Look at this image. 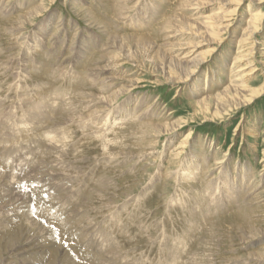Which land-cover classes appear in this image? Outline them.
<instances>
[{"label": "rangeland", "instance_id": "374dc122", "mask_svg": "<svg viewBox=\"0 0 264 264\" xmlns=\"http://www.w3.org/2000/svg\"><path fill=\"white\" fill-rule=\"evenodd\" d=\"M8 1L10 2L8 3L7 0H0V5H2L0 6V90L2 89L0 91V115L2 114L1 116H3L4 114V117L6 118L8 116V119H4V117L1 118L0 116V120L5 123V125H1L0 122V131H2L0 132V136L4 135L7 137L9 136V131H13L15 132L13 135L18 137V140L25 138L22 140L23 142L19 141L20 144L23 145L21 146L22 152L17 157H11L8 160L13 158L15 159L16 164H25L26 157L33 162H36L39 157H52L54 155H49L53 152L50 149L51 143H53L54 140H59L58 143L65 140L64 145L66 146L67 144L65 148L66 151L68 150V152H70V155L68 153L67 156L65 151L62 152V154L66 156L62 158V161L57 160V162L62 170L64 169L61 165L71 164V167L73 166V168L67 170L72 173L74 172L70 177H74L73 179L77 180L75 182V185H77V191L72 196H69V198L67 197V199H61L62 201H59V210H48V207L53 204V201L55 202L59 199V194L53 193L54 195L56 194L55 196L58 198L52 200V196L54 195L45 194V189H41V191L43 190L42 195L34 190V194H36L35 198L26 189L28 185L26 180L18 176H14L12 180H9L4 193L15 202L16 209L8 208L6 206L5 211L7 214L3 213V215H0V264H30L23 257L24 250H28L25 254L26 258H42L44 252V257H46L45 255H47V251L43 250L34 252L33 250L36 249L32 250V247L37 242H44L45 244L49 243L48 241L54 236V234L52 235L49 233L48 236L47 232H40L39 236L34 240L31 238L25 239L22 235L24 230L33 231L32 233L37 231L38 233L36 222L42 225L40 220L36 217V213L39 209L35 208L38 206V208H42L38 211L39 214L42 213L44 217L50 218L53 221V224L56 225L57 231L63 233L66 232L65 235H67V237L69 236L71 241H74H72L73 246L77 249H75L74 252L76 253L74 254L76 257L78 252L82 254L80 256L82 259L81 262H93V264H261V261L258 260L257 256L264 257V208L262 206L264 204H260L257 201L252 204L249 203H251L250 200H252L251 194L255 190L257 191L264 188V62H262L263 64L261 63L262 57H260L257 51V49L264 47L262 45L264 44V26L261 29L263 32L253 34L246 39L242 31L243 29L240 31L237 29L231 31V28L227 29L224 27L225 22H222V17L231 14L230 18L236 17L235 19L237 20L238 16H242L245 19V17L248 18L249 14L255 13V11L256 13L263 15L264 0H246L244 8L240 10L241 13L237 10L239 7H236L234 12L231 10L233 8L232 6H234L233 4H231V6L228 5V2H231V0H199V2L197 0V4L194 0H145L139 10L134 11V13H132L133 15H130V18L128 17V19L123 20H121V15H119V17H114L116 13L120 12V9L113 5L114 3L112 0H101V2H99V0H88L87 6L89 10L99 20L104 21L107 24L110 33L114 37V43L112 42V54L121 55L118 54L120 53L118 47L121 46V53L126 56L124 57L126 60L125 68H128L133 72L134 77L141 81V87L133 94V96H131V98H128L129 93H124L111 104V116L114 115L122 118L126 114L124 112L126 108H133L137 101V97L142 96L145 99L140 107L135 108L132 115L129 114L126 116V120L129 121L115 127L113 125H117V123H112L111 120H108L109 123H105L108 125L103 127L105 130L101 127L100 131L99 128H93V126L87 124V122H80L81 119H79V117L77 119V116H83L99 107L98 102L101 96L96 91H100L97 82L100 77H95L96 75H99V72L92 71V68L101 63L93 62L98 56V52L101 53L105 46L104 44L107 43V38H105L95 27L86 26L87 23L82 19L81 13L78 15L75 11V9L78 8V5L84 0H56L53 3L50 2V0H44L47 7L39 15V25L36 28L40 29L46 24L51 23H55L56 25L53 31L49 33L47 39L44 40L38 33H35L36 31L33 32L35 37L33 49L36 51L38 46L37 52L30 51L29 48L27 49L25 47H10L9 49L3 50L7 45V41H9L7 27H5L9 24L8 22L10 21L13 23L15 17L27 13L40 2V0ZM90 1H93L92 4ZM23 5L24 7H22ZM13 6L14 8H12ZM25 7L26 9H23ZM19 10L22 11L20 12ZM243 10L244 12H242ZM227 12L229 14L225 15ZM11 15H13V17H11ZM164 16L165 21L154 26L159 20L161 21ZM156 17H158L159 20L156 19ZM145 20L147 23H143ZM58 21L59 25L56 23ZM153 21H156V23ZM212 21V25L214 23L219 24V28L210 32L209 29L206 28ZM64 28L67 31H65ZM190 30L197 36L190 34ZM214 34L216 36H214ZM74 35L78 36L74 37ZM233 36H238L241 46H245L243 48L245 51L241 50L239 53L245 54L247 53L246 51H251V58L254 59L256 57L260 61V67H257L258 70L256 72V77L251 79L248 84L249 87H243L242 84L233 85L235 87H230L229 89L231 90L222 94L219 101L231 94L236 87L238 91L245 94L246 98H248L250 90L255 91L259 89L262 93L257 97L256 101L252 102L251 105H247V107H239L238 99L231 97V106L228 107L229 109L221 114H217L214 110L215 104L213 100H206L201 104H196L194 101L198 98L196 97L198 95H195L194 92H197V94H203L208 90L212 95H215L224 86L229 84L227 76H224L223 74V77L221 78V75L216 74V72H219L220 69L230 67L232 60L237 56L235 50L237 47L233 48V53L230 51L227 52V49L233 47L231 46L232 43L229 42ZM37 38H40L41 40L39 39L38 41ZM219 40H223V43H219L217 45V51L211 54V49L216 46ZM54 41L57 43L55 42V44L52 45ZM72 41H74L73 44ZM43 44L46 45V47L43 46ZM71 44L73 46H71ZM197 44L202 45L197 49V52H201L198 57L199 59L197 58V60L206 61V63L198 69L197 75L194 76L182 90L177 91L174 86L171 87V85L166 83V79L169 75L168 73L178 75L181 70V66L176 62V60L180 59V57H178L179 51L193 50ZM39 45L42 47L40 48ZM61 46H65V48H62ZM96 46L98 48L95 49L94 47ZM51 47L52 49H50ZM55 47L56 50H54ZM80 47H84L87 51H92L93 53L91 52V55H89L90 57H87V59L81 58V60L78 61V64L76 61L80 50H78V48ZM250 47H253V50H251ZM40 50L41 52L43 50V54ZM51 50L52 53H50ZM56 51H58V53ZM222 52L227 53L226 55L229 56H226V58L223 56L224 58H222ZM40 54L44 58L47 57V59L42 61L44 59ZM54 54L60 55V57L58 56L59 59L57 56H54ZM48 55L54 57L48 59ZM15 58L16 60L19 59V61H14ZM172 58H175L176 60H172ZM27 59L29 63L27 62ZM35 59L39 61L37 62ZM53 61L55 62L53 63ZM41 62H46V65ZM47 62L49 65H47ZM88 62L90 63L89 65ZM55 64L57 66H54ZM64 64L67 67H64ZM220 64L223 65V67H221ZM194 65L192 67V63L190 64L192 69L194 68ZM42 67L44 70H41ZM74 67H78V71L75 70L76 68ZM35 68L36 70H34ZM18 70L20 73H18ZM30 71L34 72L30 73ZM79 71L84 72L80 73ZM49 72H53L52 75ZM206 72H208V74H206ZM54 73L55 75H53ZM47 74H50V78ZM51 76H54V78ZM78 76L81 77V81ZM83 79L84 81H82ZM90 79L95 80L92 81ZM69 81L71 84H69ZM79 81L81 84H79ZM95 81L96 83H94ZM84 82H87L88 84ZM47 83H51V85H48ZM92 84H94V86L97 85L98 87H94ZM70 85L71 87H69ZM84 87L87 89H83ZM55 88H57L56 91H54ZM209 89L213 90L211 91ZM49 90L52 93H50V96L48 94ZM34 91L36 94L33 93ZM55 92H57L62 99H57L58 94ZM91 92L93 93L94 98L92 100L93 106H87V102L85 101L87 98L85 97L86 94H90ZM54 93L57 95L53 96ZM23 94H26L30 100L35 99L29 104V99H26L27 96ZM236 95L237 94H235V96ZM63 96L66 98H63ZM135 96L136 98H134ZM21 97H23V99ZM40 97L44 98L41 100ZM72 98L75 102L74 100H71ZM56 99L57 101H60L61 104L60 102L55 101ZM63 99H65L64 101H66V103ZM36 100L40 104L36 103ZM39 100L45 107L42 106V103ZM43 101L48 103L54 101V103L53 105L49 104L50 106L47 103L48 106H46V102L44 103ZM234 101L235 106H233ZM33 104L39 106L34 108ZM148 104H150V106H148ZM57 105H62L60 109L63 110L59 112L62 117L58 116L64 118L63 121L67 123L65 124V122H62L67 127L61 123L60 127L64 131L62 129L52 130L55 132L58 131V133L56 132L58 135L62 132L65 136L62 134L58 136L56 134L55 137H52V140L50 139V142L47 135H50L51 132L44 135L45 132L43 133L42 129L43 126L46 127L49 123H45V125L43 124L41 126L40 129H42V131L40 130V132L42 133L38 134L39 136L35 135L33 131L32 134L24 133L23 136V132L21 133L18 130L17 132L16 129H14L16 127H21L24 122L25 125L30 126L29 123L32 122L33 116L35 123H40L41 120L38 118L39 113L40 115L44 114L43 116H46L45 114H49L47 112L52 113L53 110L59 111ZM21 106H23V108ZM19 107L22 108L23 111ZM65 107L69 108V111ZM205 108H210L212 113L211 111L205 112ZM24 109L26 112H28L27 109H29V113L31 112L34 114L32 115L30 113V115L29 113H23L25 111ZM71 109L73 110L72 113ZM146 110H149L148 114ZM68 113L72 115H69ZM150 113H158L162 118L158 120L159 116L152 117L151 115V117L149 116L143 119L145 115H149ZM6 114L8 115L6 116ZM207 114H209L208 118L205 117ZM28 115V118L30 119L27 118ZM9 116H12V118ZM132 116L133 118H130ZM135 116H138L139 118ZM36 118H38L40 122H38L39 120ZM140 118L143 120L141 119L142 121H139ZM164 118L165 120H167V118H169V120L171 119L169 122L172 121L175 122V124L184 122L186 125L174 136H166L163 134L162 138L159 139V142L157 143H155L154 139L151 137V132L154 128H159L158 126L138 127L141 129V132L137 130L135 134L139 137L141 144L133 143L135 138H133V135L130 133L127 137L132 140V143L123 144V146L116 149V134H118L121 129L123 130V127L126 128V131H130L129 129L132 126L135 127L136 123L137 128L139 123H143L144 121L147 122V120L149 122H153L154 120L153 123L162 124L165 122ZM68 119L70 121H68ZM73 119L74 122L72 121ZM13 120H17V122ZM28 120L31 121L29 122ZM11 122L14 124L12 125ZM111 123L113 125L110 126ZM251 124L254 125V127H252ZM242 125L245 127L242 128ZM65 130L68 132L66 133ZM115 130L117 132H115ZM191 130H193L191 137L184 139V136ZM247 130L250 132H247ZM3 131H5V133H3ZM53 131L52 133L55 134ZM52 133L50 136L53 135ZM104 133L106 134L104 135ZM26 134H30L31 136ZM107 134L108 136H106ZM19 135H21L22 138L21 136L19 137ZM46 137L49 142L48 144L50 145L47 144L46 146L49 148L44 147L46 149L40 147L41 150H39V152L43 154V156H40L38 151L39 154L31 148L32 143H34L33 146H37L39 141H47ZM17 139L14 140V142H18ZM70 139L72 141H70ZM98 139L100 140L98 141ZM106 139H109V141ZM109 143L111 145H109ZM142 143H144L143 146ZM181 143H184L185 148L183 147L184 149L181 151V154L174 157V161L170 165V151ZM59 146L57 149L60 151V149L62 150L63 148L61 145ZM151 146H154V149ZM107 148L110 150L114 149V151L111 153L104 152ZM143 148L147 150L146 153H143V155L137 154L138 151ZM154 151L158 152L155 156H159V158L156 163H148L149 158L152 157V154L149 152ZM53 153H55V151ZM59 154L61 155V153ZM102 154L114 155L117 167L122 172L118 171L116 166L114 168L111 167L112 164H106V168L103 160L105 156L103 157ZM196 156L201 157V159L199 158L201 168L198 174L200 177L196 176L195 179L193 177L191 179V184L187 181L186 184L179 186L177 184L178 181H174L175 179L169 177V168L172 170H179L182 166L187 167L191 164L190 160H192V163L195 160H198ZM4 158L5 157L0 156V164L5 162ZM60 161L61 163H59ZM217 161H219L218 164L216 163ZM227 161L231 164V167L227 165ZM221 166L226 169L225 173L228 172L226 173L224 186L223 184L219 185V182H215L213 187L209 188L206 185L208 179L206 174H208V170L210 171L214 167L212 170L213 172L210 171V173L212 172L215 177L220 178L221 172H217V169H221ZM229 172L231 175H228ZM186 173L184 174L185 178H180V180L189 179L186 178V175H188V173ZM203 175L204 178H202ZM104 179L109 181L106 182L110 187H104L105 192L103 194L91 192L93 188H95L97 180L104 181ZM226 180L227 183L230 180V183L233 185L230 183L226 184ZM14 182H16L17 185L13 184ZM198 186L201 187V191L205 189L202 191L203 193ZM69 187L73 188L71 182L69 183ZM249 187L251 189H249ZM90 192L92 194H89ZM47 195L48 198L50 197L51 199H48ZM218 195L220 198L217 197ZM248 196H250V199ZM89 199L93 201H90ZM223 201H225V203H223ZM38 203H40V205ZM35 205L36 207L34 208ZM245 208H250V210L253 209L255 210L253 214H261L262 216H259L260 218L257 217L258 221L253 222V218H250L246 214ZM7 209H9L11 214L8 213ZM242 214L248 217L247 223H238L237 218ZM209 230L212 232L211 238H209L208 235ZM37 233L35 232V235ZM67 237L65 236L63 238L65 239ZM240 242H248V244L245 246ZM100 255L102 257H100ZM99 257L101 259H99ZM52 258L53 256L51 254L49 257L50 261ZM212 260L213 262H211ZM94 261L96 262L94 263ZM63 264L76 263H70V260L66 258L63 260Z\"/></svg>", "mask_w": 264, "mask_h": 264}, {"label": "bare ground", "instance_id": "6f19581e", "mask_svg": "<svg viewBox=\"0 0 264 264\" xmlns=\"http://www.w3.org/2000/svg\"><path fill=\"white\" fill-rule=\"evenodd\" d=\"M5 1V0H4ZM18 1V0H17ZM56 0H50V2H55ZM195 1V3L197 4V0H194ZM7 2L9 3L10 1H8L7 0ZM20 2V1H19ZM26 2V1H25ZM24 2V3H25ZM34 2H36V1H34ZM91 2V1H90ZM93 2V1H92ZM92 2H91V4H92ZM99 2H101V0H99ZM112 2L114 3L113 5H115L116 7H118L119 9H120V12H118V13H116L115 15H114V17H119V15H121L120 17H121V20H123V19H128V17L130 18L133 14L132 13H134V11H137V10H139V8H141L142 7V5H143V3L145 2V0H112ZM198 2H199V0H198ZM5 3V2H4ZM14 3V2H13ZM17 3V2H16ZM23 3V4H24ZM87 3H88V0H84V1H82L81 2V4L80 5H78V8H76L75 9V11L77 12V14L78 15H80V13H81V15H82V19L84 20V22H86L87 23V25L86 26H90V27H95L96 29H98L103 35H104V37L105 38H107V43L106 44H104L103 46V50H102V52H101V50H100V52L101 53H99L98 52V56L96 57V59H95V61L93 62V60H92V62L93 63H95V62H101L100 64H97V66H95V67H91L92 68V71H97V72H99L98 74L100 75H94L95 77H100V78H98V81H97V79H96V81L98 82V84H99V89H100V91H96L101 97H100V99H99V102H98V105H99V107L97 108V109H94L93 111H91V112H89V113H86V114H84L83 116L82 115H80V116H77V119H78V117H79V119H81L80 120V122H87V124H90V125H92L93 126V128L94 127H96V129L97 128H99V131L101 130V127L103 128L105 125H108V124H105V123H109V121L108 120H111L112 121V123H117V125H113L112 123L110 124V126L111 125H113V126H115V127H117V126H119V125H122V124H124V123H126V121H129V120H126V116L127 115H132L133 114V111L135 110V108L136 107H140L141 106V104L145 101V99L142 97H137V101H136V103L134 104V106H133V108L131 109V107L130 108H126V110H124V112L126 113L125 114V116L124 117H122V118H120V117H116V116H114V115H112L111 116V104L116 100V99H118L122 94H124V93H129V96H128V98H131V96H133V94L135 93V92H137V90L141 87L140 86V84H141V81H139L137 78H135L134 77V74H133V72H131L128 68L126 69L125 67H126V64H125V59H124V57H126L125 56V54H123L122 55V48H121V46H119L118 47V50H119V52L120 53H118V54H121V55H117V54H112V50H113V43H114V37L112 36V34L110 33V31H109V28H108V26H107V24L104 22V21H101V20H99L90 10H89V8H88V6H87ZM96 3V2H95ZM245 3H246V0H231V2H228V5H230L231 6V4H233L234 6H232L233 8L231 9L233 12L236 10L235 8L236 7H239L237 10H238V12L240 11V10H242L243 8H244V6H245ZM259 3V2H258ZM94 4V3H93ZM9 5H11V4H9ZM30 5V4H29ZM96 5V4H95ZM247 5H250V4H247ZM0 6H2V5H0ZM4 6H5V4H4ZM20 6V5H19ZM25 6H26V4H25ZM31 6V5H30ZM94 6V5H93ZM93 6H92V8H93ZM6 7V6H5ZM22 7H24V5L22 6ZM21 7V8H22ZM27 7V6H26ZM26 7L25 8H23V9H26ZM29 7V6H28ZM47 7V5L45 4V1L44 0H40V2H39V4L37 5V6H35V7H33V8H31L27 13H23V14H21V15H19V16H17V17H15L14 19H13V23H11L9 20V24L7 25V26H5V27H7V34H8V36H9V41H7V45H6V47L3 49V50H6V49H9L10 47H17V48H20V47H25V48H29V50L30 51H34V52H37V48H38V44L36 45L37 46V48H36V51L33 49V44H34V34H33V32H35V33H38L41 37H42V39L44 40V39H47V37L49 36V33H51L52 31H53V29H54V27H55V23H51V24H46L43 28H36L38 25H39V19H38V17H39V15L41 14V12L45 9ZM8 8V7H7ZM12 8H14V6L12 7ZM91 8V9H92ZM230 8V7H229ZM3 9V8H2ZM22 9V10H23ZM194 9V8H193ZM21 10V11H22ZM1 11V10H0ZM20 11V10H19ZM20 11V12H21ZM242 12H244V10L242 11ZM240 13H241V11H240ZM18 14V13H17ZM227 14H229L228 12L225 14V15H227ZM5 15V14H4ZM131 15V16H130ZM231 15V14H230ZM230 15L228 16H223L222 17V22H225L224 24H225V26L224 27H226L227 29L228 28H231V31L232 30H235V29H237V30H242L243 31V34H244V36H245V38L247 39V38H249L250 36H252L253 34H256V33H261V32H263V31H261V29H262V27L264 26V14L263 15H261V14H259V13H256V11H255V13H250L249 14V17L248 18H246L245 17V19L242 17V16H238V18H237V20L235 19L236 17H233V18H230ZM7 16V15H6ZM9 16V15H8ZM163 16V15H162ZM161 16V17H162ZM246 16H247V14H246ZM11 17H13V15H11ZM160 17V16H159ZM154 19V18H153ZM156 19H158V17H156ZM64 20V19H63ZM62 20V21H63ZM159 20V19H158ZM4 21V20H3ZM61 21V20H60ZM165 21V16L162 18V20L160 21L159 20V22L156 24V25H154V26H157V25H159V24H161V23H163ZM236 21V22H235ZM258 21V22H257ZM154 22V21H153ZM56 23H58L57 25H59V21L58 22H56ZM68 23V22H67ZM143 23H147L146 22V20L143 22ZM154 23H156V21L154 22ZM212 23H213V21L212 22H210L209 23V26L206 28V29H209V31L210 32H212L213 30H217L218 28H219V24H216V23H214L213 25H212ZM232 23H234V24H232ZM61 24H62V22H61ZM223 24V25H224ZM64 25V24H63ZM65 26V25H64ZM151 26H153V25H151ZM57 27H59V26H57ZM62 27V26H61ZM36 28V29H35ZM60 28V27H59ZM63 28V27H62ZM74 28V27H73ZM65 29V28H64ZM59 30V29H58ZM65 31H67L66 29H65ZM55 32V31H54ZM53 32V33H54ZM56 32H57V30H56ZM59 32V31H58ZM64 32V31H63ZM72 32V31H71ZM190 32V34H192V35H194V36H197L195 33H193V31H189ZM216 33V32H215ZM65 34H67V33H65ZM74 34V33H73ZM79 34V33H78ZM37 35V34H36ZM51 35V34H50ZM60 35V34H59ZM59 35H58V39H59ZM39 36V37H40ZM55 36H57V35H55ZM61 36V35H60ZM75 36H78V35H74V37ZM80 36V35H79ZM82 36V35H81ZM88 36V35H87ZM91 36V35H90ZM214 36H216L215 34H214ZM71 37V36H70ZM83 37V36H82ZM73 38V37H72ZM72 38H70V39H72ZM87 38V37H86ZM85 38V39H86ZM94 38V37H93ZM38 39V38H37ZM36 39V40H37ZM40 39V38H39ZM39 39H38V41H39ZM54 39V38H53ZM74 39V38H73ZM89 39H90V37H89ZM41 40V39H40ZM52 40V39H51ZM64 40V39H63ZM37 41V42H38ZM50 41V40H49ZM65 41V40H64ZM76 41V40H75ZM105 41V40H104ZM223 40H219L218 41V43L216 44V46L214 47V48H212L211 49V54H213V53H215L216 51H217V49H218V47H217V45L219 44V43H223L222 42ZM36 42V43H37ZM52 42V41H51ZM55 42L56 41H54L53 43H52V45L53 44H55ZM68 42V41H67ZM73 42L74 41H72V44H73ZM81 42V41H80ZM113 42V43H112ZM230 43H232V45L231 46H233L232 48H229V49H227V52H232L233 53V48H235V47H237V48H235V50H236V52H237V56H235V58L232 60V62H231V64H230V67H227L226 69H220V71L219 72H216V74H218V75H221V78L223 77L222 75L224 74V76H227L228 77V81H229V84L227 85V86H224L219 92H217L215 95H212V93L209 91L208 92V90H206L203 94H197V92H194L195 93V95H198V96H196V97H198L197 99H195V103L196 104H201L202 102H204V101H206V100H213L214 101V110H215V113L217 112V114H221V113H223V112H225V111H227L229 108L228 107H230L231 106V103H230V100H231V97H235V98H237L238 100V105H239V107H241V106H246L247 107V105H251L252 104V102H254V101H256V99H257V97L259 96V95H261V90H255V91H252V90H250L249 91V95H248V98H246V96H245V94L243 93V92H241V91H238V89H237V87H236V89H234L233 90V94L231 93V94H229V95H227L224 99H222L221 101H219L220 99H221V97H222V94H224L225 92H227V91H229V90H231V89H229L230 87H235V86H233V85H239V84H242L243 85V87H249L248 86V84H249V82L251 81V79H253L254 77H256V72H257V70H258V66L260 67V61L255 57L254 59H252L251 58V51H246L247 53H245V54H241V53H239V51H241V50H243V51H245L243 48L245 47V46H241V42L239 41V38H238V36L236 37V36H233L232 37V39L229 41ZM57 43V42H56ZM66 43V42H65ZM64 43V44H65ZM79 43V42H78ZM81 43H83V42H81ZM263 43H264V41H263ZM46 44V43H45ZM67 44V43H66ZM65 44V45H66ZM69 44V43H68ZM71 44V46H73ZM75 44H76V42H75ZM74 44V45H75ZM246 44H248V43H246ZM254 44V43H253ZM42 45V44H41ZM61 45V44H60ZM82 45V44H81ZM263 46H264V44H262ZM40 46V45H39ZM43 46H45L46 47V45H44L43 44ZM83 46V45H82ZM200 46H202L201 44H197L196 46H195V48L193 49V50H188V51H179V56L178 57H180V61L179 60H176L175 58H172V60H176V62L181 66V70H180V73L178 74V75H173V74H170V73H168L169 75H168V77H167V79H166V83L167 84H169V85H171V87L172 86H174L176 89H177V91H180V90H182L184 87H185V85L188 83V82H190L191 81V79H193V77L194 76H196L197 75V71H198V69L201 67V66H203L205 63H206V61H201V60H197V58L199 57V55L201 54V52H197V49L200 47ZM42 46H40V48H41ZM44 47V48H45ZM62 47V46H61ZM64 48H65V46H63ZM62 47V48H63ZM102 47V46H101ZM54 48V47H53ZM67 48V47H66ZM75 48V47H74ZM95 49L96 48H98L97 46L96 47H94ZM47 49V48H46ZM50 49H52V47L50 48ZM59 49V48H58ZM77 49V48H76ZM80 49V50H79ZM89 49H90V47H89ZM250 49L251 50H253V47H250ZM2 50V51H3ZM19 50V49H18ZM54 50H56V47H55V49ZM78 50H79V56H78V59H77V61L76 62H78V61H80L81 60V58H86L87 59V57L89 58L90 56L89 55H91V52L92 51H87V49H85L84 47H80V48H78ZM30 51H29V53H30ZM44 51L46 52V50L44 49ZM64 51H66V50H64ZM64 51H63V53H64ZM94 51H96V50H94ZM257 51H258V53H259V55H260V57H262L261 58V63L262 62H264V47H261V48H259V49H257ZM27 52V51H26ZM40 52H41V50H40ZM47 52H48V50H47ZM57 53H58V51H56ZM55 52V53H56ZM59 52H60V50H59ZM73 52V51H72ZM97 52V51H96ZM226 52V51H225ZM225 52H222V58H226V56H229V55H226L227 53H225ZM7 53V52H6ZM20 53H21V51H20ZM39 53V52H38ZM42 54H43V50H42V52H41ZM50 53H52V50L50 51ZM74 53V52H73ZM93 53V52H92ZM19 54V53H18ZM32 54V53H31ZM47 54H49V53H47ZM67 54H68V52H67ZM13 55V54H12ZM12 55H10V56H12ZM52 55V54H51ZM93 55V54H92ZM0 56H1V50H0ZM4 56V55H3ZM9 56V57H10ZM30 56V55H29ZM40 56H41V54H40ZM49 56V55H48ZM54 56H59L60 57V55H55L54 54ZM54 56H52V57H54ZM77 56V55H76ZM224 56V57H223ZM7 57V56H6ZM38 57V56H37ZM44 60H42V61H45V59H47V57L46 58H44L43 56H41ZM50 57L51 56H49L48 57V59H50ZM51 57V58H52ZM59 57H58V59H59ZM66 57V56H65ZM69 57H70V55H69ZM92 57H94V56H92ZM8 58V57H7ZM6 58V59H7ZM12 58V57H11ZM16 58H18V57H16ZM16 58H15V60L14 61H19V59H17L16 60ZM27 58V57H26ZM25 58V59H26ZM30 58V57H29ZM42 58H40V59H42ZM75 58V57H74ZM177 58V57H176ZM55 59V58H54ZM61 59V58H60ZM89 59V60H90ZM199 59V58H198ZM4 60V59H3ZM8 60H9V58H8ZM31 60V59H30ZM33 60H34V58H33ZM32 60V61H33ZM36 60V59H35ZM85 60V59H84ZM88 60V61H89ZM227 60V59H226ZM225 60V61H226ZM37 61V60H36ZM39 61V60H38ZM37 61V62H38ZM51 61V60H50ZM65 61V60H64ZM64 61H63V63H64ZM67 61H69V60H67ZM221 61H222V59H221ZM27 62H28V59H27ZM35 62V61H34ZM48 62H49V60H48ZM48 62H47V65H49L48 64ZM55 61H53V63H54ZM58 62V61H57ZM82 62V61H81ZM83 62H87V61H83ZM29 63V62H28ZM41 63H44V62H41ZM40 63V64H41ZM46 63V62H45ZM44 63V64H45ZM192 63V67H193V65L194 64H196V65H194V68L192 69L191 68V66H190V64ZM4 64V63H3ZM8 64V63H7ZM11 64V63H10ZM9 64V65H10ZM13 64V63H12ZM39 64V63H38ZM43 64V65H44ZM73 64V63H72ZM77 64V63H76ZM78 64H79V62H78ZM84 64V63H83ZM90 63L88 62V65H89ZM263 64V63H262ZM8 65V66H9ZM20 65V64H19ZM43 65H41V66H43ZM46 65V64H45ZM92 65V64H91ZM94 65V64H93ZM4 66V65H3ZM14 66V65H13ZM22 66V65H21ZM20 66V67H21ZM29 66V65H28ZM39 66V65H38ZM37 66V67H38ZM54 66H57L56 64L54 65ZM64 67L66 66L65 64L63 65ZM71 66V65H70ZM220 66L221 67H223V65H221L220 64ZM16 67V66H15ZM40 67V66H39ZM38 67V68H39ZM46 67V66H45ZM44 67V68H45ZM59 67V66H58ZM61 67H62V65H61ZM60 67V68H61ZM67 67V66H66ZM83 67V66H82ZM4 68H6V67H4ZM13 68V67H12ZM41 68V67H40ZM74 68H76V67H74ZM78 68V67H77ZM75 69V70H77L78 71V69ZM87 68V67H86ZM85 68V69H86ZM90 68V67H89ZM88 68V69H89ZM185 68V69H184ZM3 69V68H2ZM1 69V70H2ZM22 69V68H21ZM29 69V68H28ZM58 69V68H57ZM84 69V68H83ZM10 70H12V69H10ZM10 70H8V71H10ZM34 70H36V68L34 69ZM41 70H44L43 69V67H42V69ZM40 70V71H41ZM55 70V69H54ZM60 70V69H59ZM80 70H81V68H80ZM219 70V69H218ZM19 71V70H18ZM23 71V70H22ZM26 71V70H25ZM24 71V72H25ZM51 71V70H50ZM61 71V70H60ZM73 71H74V69H73ZM32 72H34V71H32ZM31 71H30V73H32ZM42 72H44V71H42ZM57 72V71H56ZM80 72V71H79ZM81 72H84V71H81ZM80 72V73H81ZM86 72H87V70H86ZM186 72V73H185ZM7 73V72H6ZM8 73H10V72H8ZM16 73V72H15ZM18 73H20V71L18 72ZM28 73V72H27ZM37 73V72H36ZM50 73V72H49ZM52 73L53 72H51L50 74L52 75ZM64 73V72H63ZM75 73V72H74ZM79 73V74H80ZM90 73V72H89ZM88 73V74H89ZM92 73V72H91ZM3 74H5V73H3ZM13 74H14V72H13ZM49 74V75H50ZM84 74V73H83ZM82 74V75H83ZM88 74H87V76H88ZM93 74V73H92ZM206 74H208V72H206ZM2 75V74H1ZM23 75V74H22ZM48 75V74H47ZM48 75V76H49ZM53 75H55V73L53 74ZM86 75V74H85ZM5 76V75H4ZM8 76V75H7ZM13 76V75H12ZM27 76V75H26ZM31 76V75H30ZM30 76H28V77H30ZM76 76V75H75ZM93 76V75H92ZM91 76V77H92ZM6 77V76H5ZM15 77H18V76H15ZM20 77V76H19ZM51 77H53L54 78V76H51ZM57 77V76H56ZM55 77V78H56ZM13 78V77H12ZM22 78V77H21ZM49 78H50V76H49ZM53 78H52V80H53ZM72 78V77H71ZM70 78V79H71ZM76 78H77V76H76ZM78 78H79V80H80V78L81 77H79L78 76ZM89 78V77H88ZM69 79V80H70ZM85 79V78H84ZM84 79L82 80V81H84ZM1 80V79H0ZM50 80V79H49ZM88 80V79H87ZM90 80H92V79H90ZM93 80H95V79H93ZM92 80V81H93ZM73 81V80H72ZM77 81V80H76ZM81 81V80H80ZM79 81V82H80ZM96 81L94 82V83H96ZM219 81V80H218ZM27 82V81H26ZM25 82V83H26ZM43 82V81H42ZM78 82V83H79ZM220 82V81H219ZM223 82V81H222ZM53 83V82H52ZM74 83V82H73ZM77 83V84H78ZM84 83H86V84H88L87 82H84ZM90 83H92V82H90ZM44 84H45V82H44ZM48 85H51V83L49 84V83H47ZM69 84H71L70 83V81H69ZM69 84H67V85H69ZM79 84H81V82L79 83ZM79 84H78V86H79ZM216 84V83H215ZM219 84V83H218ZM74 85H76V84H74ZM93 86H94V84H92ZM217 85V84H216ZM5 86V85H4ZM18 86V85H17ZM39 86V85H38ZM40 86H41V83H40ZM45 86H46V84H45ZM87 86V85H86ZM96 86H94V87H96ZM219 86V85H218ZM47 87H49V86H47ZM69 87H71V85L69 86ZM173 87V88H174ZM216 87V86H215ZM17 88V87H16ZM38 88V87H37ZM40 88H42V87H40ZM91 88V87H90ZM90 88H89V90H90ZM264 88V87H263ZM27 89H28V87H27ZM45 89H46V87H45ZM50 89H51V87H50ZM83 89H87V88H83ZM2 90V89H1ZM0 90V91H1ZM26 90V89H25ZM24 90V91H25ZM57 90V88H55V90L54 91H56ZM59 90V89H58ZM65 90V89H64ZM209 90H211V89H209ZM213 90V89H212ZM211 90V91H212ZM22 91V90H21ZM30 91V90H29ZM32 91V90H31ZM40 91V90H39ZM48 91V90H47ZM46 91V92H47ZM51 91H53V90H51ZM61 91V90H60ZM60 91H57V92H60ZM95 91V90H94ZM27 92V91H26ZM57 92H55V93H57ZM82 92V91H81ZM84 92H85V90H84ZM93 92V91H92ZM90 93V94H86V97L85 98H87V100H85L87 103H86V105L87 106H93V104H92V100L94 99L93 98V93ZM20 93V92H19ZM25 93V92H24ZM33 93H35V91L33 92ZM40 93V92H39ZM51 92H50V90H49V96L52 94H50ZM54 93V94H55ZM89 93V92H88ZM27 95H29L28 93H26ZM26 94H23V95H26ZM36 94V93H35ZM38 94V93H37ZM53 94V96H56L57 94H55L54 95ZM85 94H84V96H85ZM235 94H237L236 96H235ZM21 95V94H20ZM26 95V96H27ZM46 95V94H45ZM44 95V96H45ZM62 95V94H61ZM83 95V94H82ZM34 96V95H33ZM48 96V95H47ZM46 96V97H47ZM77 96V95H76ZM8 97V96H7ZM6 97V98H7ZM45 97V98H46ZM58 97H59V94H58ZM57 97V99H62V98H58ZM62 97V96H61ZM82 97V96H81ZM22 99H23V97H21ZM28 98V96L26 97V99ZM42 98H44V97H42ZM42 98L40 97V99L42 100ZM48 98V97H47ZM46 98V99H47ZM52 98V97H51ZM63 98H66V97H64L63 96ZM75 98V97H74ZM84 98V99H85ZM134 98H136V96L134 97ZM29 99V98H28ZM35 99V98H34ZM33 99V100H34ZM49 99H50V97H49ZM48 99V100H49ZM55 99V98H54ZM57 99L55 100V101H57ZM77 99V98H76ZM80 99V98H79ZM78 99V100H79ZM2 100V99H1ZM33 100H30L29 99V104L30 103H32V101ZM44 100V99H43ZM65 99H63V101H64ZM71 100H74L73 98L71 99ZM8 101V100H7ZM26 101V100H25ZM31 101V102H30ZM40 101V100H39ZM63 101H62V103H63ZM82 101V100H81ZM27 102H28V100H27ZM41 102V101H40ZM44 102V101H43ZM46 102V101H45ZM44 102V103H45ZM57 102H60V101H57ZM65 103H66V101H64ZM72 102V101H71ZM70 102V103H71ZM74 102H75V100H74ZM35 103V102H34ZM36 103H38L37 102V100H36ZM42 103V102H41ZM47 103L48 102H46V106H48L49 104H52L53 105V103H54V101L51 103V102H49L48 103V105H47ZM68 103V102H67ZM73 103V102H72ZM71 103V104H72ZM81 103V102H80ZM38 104H40V103H38ZM60 104H61V102H60ZM74 104V103H73ZM76 104H77V102H76ZM75 104V105H76ZM233 106H235V101L233 102ZM78 105V104H77ZM29 106V105H28ZM32 106V105H31ZM33 106H34V108H36V107H38L39 105H37L36 104V106H35V104H33ZM42 106H44L43 105V103H42ZM50 106V105H49ZM58 106V105H57ZM148 106H150V104H148ZM154 106V105H153ZM22 108H23V106H21ZM27 107V106H26ZM45 107V106H44ZM59 107V111L58 110H53L52 111V113H50V112H47V113H49L48 115L47 114H45L46 116H43V115H40V113H39V115H38V118L41 120V122H40V120L38 119V118H36V119H38L39 121L38 122H40V123H35V119H34V116H33V119H32V122H30L29 120V122H26V123H29V125L30 126H28V125H25L22 121V126L21 127H16V128H14V129H16V131L18 130L19 132H23V136H24V133H35V135H38V134H40V133H42V132H40V130L42 131V129H43V133H44V135L45 134H48V133H52V129H56V130H61L62 128L60 127V125H61V123L63 124V122H65V121H63V119L64 118H60V117H62L60 114H59V112L61 111V110H63V109H60L61 107H62V105L61 106H58ZM57 107V108H58ZM78 107V106H77ZM8 108V107H7ZM20 108V107H19ZM22 108H20V109H22ZM54 108H55V104H54ZM65 108H67V107H65ZM74 108V107H73ZM72 108V109H73ZM151 108V107H150ZM149 108V109H150ZM41 109V108H40ZM39 109V110H40ZM45 109H47V108H45ZM68 109V111H69V108H67ZM71 109V110H72ZM75 109V108H74ZM14 110V109H13ZM25 110V109H24ZM145 110V109H144ZM151 110V109H150ZM6 111V110H5ZM15 111V110H14ZM22 111H23V109H22ZM27 111L28 112H26V110L23 112V113H29V109H27ZM41 111V110H40ZM43 111V110H42ZM147 111V110H146ZM149 111V110H148ZM148 111H147V114H148ZM206 111H211L210 110V108H205V112ZM67 112V111H66ZM73 112V110L71 111V113ZM76 112H77V110H76ZM3 113V112H2ZM11 113V112H10ZM17 113V112H16ZM31 113V112H30ZM29 113V114H30ZM62 113V112H61ZM64 113H65V111H64ZM70 113V112H69ZM68 113V114H69ZM74 113H75V111H74ZM137 113V112H136ZM135 113V114H136ZM139 113V112H138ZM211 113H212V111H211ZM32 115L34 114V113H31ZM30 114V115H31ZM67 114V113H66ZM2 115V114H1ZM0 115V116H1ZM8 114H6V116H7ZM22 115V114H21ZM60 117H59V116ZM69 115H72V114H69ZM137 115V114H136ZM139 115H141V114H139ZM138 115V116H139ZM151 115H152V117H154V116H156V117H158L159 116V118H158V120L160 119V118H162L161 117V115H159L158 113H150L149 115H145V117L143 118V119H145L146 117H151ZM23 116V115H22ZM138 116H135V117H138ZM208 116H209V114H207V115H205V117L206 118H208ZM4 117V114H3V116H1V118H3ZM9 117H11L12 118V116H9ZM29 117V115L27 116V118ZM36 117H37V114H36ZM65 117V116H64ZM66 117H67V115H66ZM70 117V116H69ZM75 117V116H74ZM141 117V116H140ZM143 117V116H142ZM6 117H4V119H5ZM20 118V117H19ZM23 118V117H22ZM130 118H133V116L132 117H130ZM139 118V117H138ZM6 119H8V116H7V118ZM15 119V118H14ZM26 119V118H25ZM28 119H30V118H28ZM70 119V118H69ZM68 119V121H70ZM142 118H140V120L139 121H142L141 120ZM154 119V118H153ZM18 120V119H17ZM17 120L15 121V120H13V121H15V122H17ZM20 120V119H19ZM43 120V121H42ZM46 120V121H45ZM75 120H76V118H75ZM131 120V119H130ZM171 120V119H170ZM169 120V118H167V120H165V118H164V123H162V124H156V123H153L154 122V120H153V122H149L148 120H147V122H143V123H139L138 124V126H137V128H136V124H135V127L134 126H132V125H130V126H132L129 130L130 131H126L125 129V127H123L124 129L122 130L121 128V131L118 133V134H116V138H115V147H116V149L117 148H119V147H121V146H123V144H129V143H132V140L131 139H129L127 136L131 133V135H133V138H135V141L133 142V143H138V144H141V142H140V139H139V137L135 134V132L138 130V131H140L141 132V129H139L140 127H153V125H155V126H158L159 128H157V129H153L152 130V132H151V134H152V138L154 139V142L155 143H157V142H159V139H161L162 138V136H163V134L164 135H166V136H174L178 131H180V129H183V127H185V125H186V123H184V122H180V123H178V124H175V122H169L170 121ZM9 121V120H8ZM12 121V122H13ZM26 121V120H25ZM34 121V122H33ZM63 121V122H62ZM67 121V120H66ZM73 122H74V119L72 120ZM79 121V120H78ZM110 121V122H111ZM114 121V122H113ZM161 121V120H160ZM163 121V120H162ZM0 122H1V125L2 124H4L5 125V123H3L2 122V120H0ZM7 122V121H6ZM12 122H11V124H12ZM37 122V121H36ZM138 122V121H137ZM45 123H49V124H47V126L46 127H44L43 126V128L42 129H40L41 128V126L44 124L45 125ZM67 122H65V124H66ZM69 123V122H68ZM75 123H76V121H75ZM79 123V122H78ZM77 123V124H78ZM8 124H10V123H8ZM14 124V123H13ZM12 124V125H13ZM16 124V123H15ZM79 124H81V123H79ZM82 124H84V123H82ZM16 125H18V124H16ZM64 125V124H63ZM62 125V126H63ZM141 125V126H140ZM248 125H249V123H248ZM8 126H10V125H8ZM64 126H66V125H64ZM129 126V127H130ZM251 126L252 127H254V125H252L251 124ZM2 127V126H1ZM13 127V126H12ZM11 127V128H12ZM53 127H57V128H53ZM59 127V128H58ZM67 127V126H66ZM81 127V126H80ZM90 127V126H89ZM128 127V128H129ZM139 127V128H138ZM163 127V128H162ZM245 127V126H244ZM243 127V125H242V128H244ZM3 128V127H2ZM17 128H19V129H17ZM65 128V127H64ZM69 128V127H68ZM82 128V127H81ZM111 128V127H110ZM5 129H6V127H5ZM14 129H12V130H14ZM66 129V128H65ZM72 129V128H71ZM104 130H105V128H103ZM115 129V128H114ZM1 130V129H0ZM63 130V129H62ZM108 130H109V128H108ZM107 130V131H108ZM5 131H7V130H5ZM5 131H3V133H5ZM17 131V132H18ZM33 131V132H32ZM64 131V130H63ZM103 131V130H102ZM106 131V132H107ZM111 131V130H110ZM114 131V130H113ZM0 132H2V131H0ZM53 132H55V131H53ZM57 133H58V131H56ZM55 132V134H53L52 136H50L51 135V133H50V135H47L48 136V139H49V141H50V139L52 140V137H55V135L57 134ZM61 132V131H60ZM65 132H66V130H65ZM64 132V133H65ZM68 132V131H67ZM66 132V133H67ZM115 132H117L116 130H115ZM247 132H250V131H248L247 130ZM8 133V132H7ZM15 132H13V131H9V136H7V137H5L4 135L3 136H0V156H2V157H5L4 158V160H5V162L4 163H2V164H0V215H3V213H5V214H7L6 213V206L9 208H14V209H16V206H15V202L11 199V198H9V196H7L4 192H5V188H6V186L8 185V181L9 180H12L13 178H14V176H18V177H20V178H22V179H24V180H26L27 182H28V185H27V190L35 197V195L36 194H34L35 192H34V190H36L37 191V193H39L40 195H42L43 194V190L41 191V189H45V191H44V193L45 194H53V193H56V194H59V199L58 200H56L57 198H56V194L54 195V196H52L53 197V199L52 200H54V198H56L55 200V202L53 201V204L50 206V207H48V210L49 209H51V210H55L56 209V211L57 210H59L58 208V206H59V201L61 200V199H67V197L69 198V196H72L76 191H77V189H76V186L77 185H75V182L77 181V180H75V179H73L74 177H70V175H72L73 173L72 172H69L68 170H69V168H73V166L71 167V164L69 165H61L62 167H63V169L64 170H62L61 169V167H59V164H58V162H57V160H61L62 161V158L63 157H65L68 153H69V155H70V152H68V150L66 151V146H67V144H66V146L64 145V141L63 142H59L58 143V141L59 140H57V141H55L54 140V142L53 143H51V145L50 144H48L49 142H48V139H47V137H46V140L47 141H45V140H43V141H39L38 142V145L37 146H33V144L34 143H32V149L35 151V152H39V150H41L40 149V147L41 148H44V147H48V146H46L47 144L48 145H50V149H51V151H55V153H51V154H49L50 156L51 155H54V156H52V157H47V158H45V157H39V159L38 160H36V162H33L32 160H30L28 157H26V163L25 164H22V163H20V164H16V162H15V159H11V160H8L9 158H11V157H17L22 151H21V146H23L22 144H20V142L19 141H22V140H24V139H22V140H18L17 138L18 137H16V136H14L13 134H14ZM70 133H72V132H70ZM108 133V132H107ZM1 134V133H0ZM60 134H62V132L60 133ZM60 134L58 135V136H60ZM100 134V133H99ZM101 134H103V133H101ZM106 133H104V135H105ZM193 134V130H191L190 132H188L185 136H184V139H186L187 137L189 138V137H191V135ZM6 135V134H5ZM16 135V134H15ZM26 135H30V134H26ZM62 135H64L65 136V134H62ZM68 135V134H67ZM21 135H19V137H20ZM31 136V135H30ZM34 136V135H33ZM39 136V135H38ZM38 136H36V137H38ZM58 136H56V137H58ZM106 136H108V134L106 135ZM16 137V138H15ZM42 137H45V136H42ZM67 137V136H66ZM99 137V136H98ZM102 137V136H101ZM21 138H22V136H21ZM61 138V137H60ZM62 138H63V136H62ZM68 138H70V137H68ZM72 138V137H71ZM107 138V137H106ZM18 140V142H14V140ZM54 139H56V138H54ZM94 139V138H93ZM105 139V138H104ZM30 141H32L31 139H29ZM40 140V139H39ZM100 139H98V141H99ZM107 140V139H106ZM66 141H67V139H66ZM70 141H72L71 139H70ZM70 141H69V143H70ZM77 141H78V139H77ZM97 141V142H98ZM105 141V140H104ZM107 141H109V139L107 140ZM23 142V141H22ZM21 142V143H22ZM33 142V141H32ZM51 142V141H50ZM111 142V141H110ZM3 143V144H2ZM63 143V144H62ZM76 143V142H75ZM105 143V142H104ZM7 144H8V146H7ZM107 144H108V142H107ZM106 144V145H107ZM143 144L144 143H142V146H143ZM59 145H61V147L63 148L62 150L60 149V151L57 149L58 148V146ZM71 145V144H70ZM69 145V146H70ZM105 145V146H106ZM109 145H111L110 143H109ZM108 145V146H109ZM29 146V145H28ZM60 147V146H59ZM71 147V146H70ZM152 148L154 147V146H151ZM184 147V143L182 144H179L178 146H176L175 148H173L171 151H170V157H169V160H170V165L172 164V162L174 161V157L175 156H177V155H179V154H181V151L185 148H183ZM49 148V147H48ZM65 148V149H64ZM111 148H112V146H111ZM146 148V147H145ZM145 148H143V149H141V150H139L138 151V153L137 154H139V155H143V153H146V151L147 150H145ZM44 149H46V148H44ZM49 149V150H50ZM115 149V150H116ZM154 149V148H153ZM81 150V149H80ZM104 150V149H103ZM46 151V150H45ZM44 151V152H45ZM51 151H48V152H51ZM57 151V152H56ZM66 152V155L64 156L63 154H62V152ZM112 151H114V149L113 150H110V149H106V150H104V152H107V153H111ZM37 152V153H38ZM40 153V152H39ZM38 153V154H39ZM46 153V152H45ZM59 153H61V155L59 154ZM150 154H152V157H150L149 158V160H148V163H153V162H157V160H158V158H159V156H155V155H157L156 153H158L157 151H154V152H149ZM37 154V155H38ZM48 154V153H47ZM48 155V156H49ZM103 155V157H104V164H105V167L107 166L106 164H112L111 165V167H117V164H116V160L114 159L115 158V156L114 155H112V154H102ZM154 155V156H153ZM39 156V155H38ZM40 156H43V154H41L40 153ZM45 156V155H44ZM68 156V155H67ZM197 158H198V160H195L193 163H192V160H190V165H188L187 167H180V169L179 170H172V169H170L169 168V170H168V173H169V177H171L172 179H175L174 181H178L177 182V184L179 185V186H181V185H183V184H186V182L188 181V182H190V184L192 183V181H191V179L194 177V179H195V177L196 176H198V174H199V171H200V168H201V162H200V159H201V157H198V156H196ZM225 157V156H224ZM200 158V159H199ZM205 159V158H204ZM218 159V158H217ZM220 159V158H219ZM108 162H107V161ZM61 161L59 162V163H61ZM64 161V160H63ZM205 161V160H204ZM204 161H203V163H204ZM264 161V160H263ZM182 162V161H181ZM225 162V161H224ZM66 163V162H65ZM68 163H69V161H68ZM103 163V162H102ZM217 164L219 163V161H217L216 162ZM27 164V165H26ZM208 164V163H207ZM183 165V164H182ZM227 165L228 166H230L231 167V164L227 161ZM25 166V167H24ZM110 167V168H111ZM218 167V166H217ZM222 168L221 169H217V172H221V177L220 178H217V177H215L214 176V174L212 173L213 171V168L210 170V171H212L211 173H210V171L208 170V174H206L207 175V186L210 188V187H213V185H214V183L216 182H219V185H221V184H223V186H224V183H225V179H226V173H228V172H226L225 173V170L226 169H224V167L223 166H221ZM66 168V169H65ZM75 168V167H74ZM107 168V167H106ZM118 168V167H117ZM68 169V170H67ZM208 169V168H207ZM210 169V168H209ZM95 170V169H94ZM19 171V172H18ZM103 171V170H102ZM118 171H120V172H122L119 168H118ZM207 171V170H206ZM104 172V171H103ZM103 172H101V173H103ZM188 173V175H186V178H189V179H181L180 180V178H183L184 177V174L185 173ZM204 172H205V169H204ZM186 173V174H187ZM202 173H203V171H202ZM105 174V173H104ZM106 174H107V172H106ZM166 175V174H165ZM202 175V174H201ZM205 175V174H204ZM204 175H203V177L202 178H204ZM228 175H231L230 174V172H229V174ZM233 175V174H232ZM108 176V175H107ZM168 176V175H167ZM234 176H236V175H234ZM35 177V178H34ZM93 177V176H92ZM178 177H179V179H178ZM198 177H200V176H198ZM230 177V176H229ZM232 177V176H231ZM240 177V176H239ZM76 178V177H75ZM103 178V177H102ZM185 178V177H184ZM90 179V178H89ZM88 179V180H89ZM106 179V178H105ZM104 179V181H99V180H97V183L95 184V188H93V190L91 191V192H94V193H96V194H103L104 192H105V188L104 187H110V185L107 183V182H109V181H107V180H105ZM193 179V180H194ZM200 179V178H199ZM238 179V178H237ZM241 179V178H240ZM186 180V181H185ZM202 180V179H201ZM257 180V179H256ZM255 180V181H256ZM92 181V180H91ZM94 181V180H93ZM107 181V182H106ZM111 181V180H110ZM204 181V180H203ZM232 181V180H231ZM71 182V186L73 187V188H71V187H69V183ZM112 182V181H111ZM193 182H195V181H193ZM199 182V181H198ZM200 182H202V181H200ZM205 182V183H206ZM237 182V181H236ZM228 183H230V180L228 181ZM227 183V180H226V184H228ZM240 183V182H239ZM238 183V184H239ZM253 183V182H252ZM13 184H15V185H17V183L16 182H14ZM204 184V183H203ZM202 184V185H203ZM231 184V183H230ZM229 184V185H230ZM253 184H255V183H253ZM252 184V185H253ZM80 185V184H79ZM188 185V184H187ZM217 185V184H216ZM231 185H233V184H231ZM250 185V184H249ZM38 186H39V188H38ZM199 187V189L201 188L200 186H198ZM222 187V186H221ZM240 187V186H239ZM253 187V186H252ZM255 187H256V185H255ZM36 188V189H35ZM187 188V187H186ZM205 188V187H204ZM228 188V187H227ZM235 188V187H234ZM260 188V187H259ZM222 189V188H221ZM233 189V188H232ZM231 189V190H232ZM249 189H251L250 187H249ZM254 189V188H253ZM198 190V189H197ZM205 189H203L202 191H204ZM207 190V189H206ZM210 190V189H209ZM215 190V189H214ZM231 190H230V192H231ZM236 190H237V187H236ZM200 191H201V189H200ZM199 191V192H200ZM201 191V192H202ZM212 191V190H211ZM218 191V190H217ZM250 191V190H249ZM80 192V191H79ZM89 193V194H92V193ZM209 192V191H208ZM224 192V191H223ZM242 192V191H241ZM192 193V192H191ZM203 193V192H202ZM218 193V192H217ZM216 193V194H217ZM247 193V192H246ZM200 194V193H199ZM198 194V195H199ZM210 194V193H209ZM212 194V193H211ZM66 197H65V196ZM89 196V195H88ZM94 196V195H93ZM231 196V195H230ZM236 196V195H235ZM239 196V195H238ZM237 196V197H238ZM97 197V196H96ZM217 197H219V195L217 196ZM229 197V196H228ZM232 197V196H231ZM249 197V199H250V196H248ZM248 197H247V200H248ZM6 198V199H5ZM36 198V197H35ZM47 198H48V195H47ZM50 198V197H49ZM48 198V199H49ZM209 198V197H208ZM220 198V197H219ZM3 199V200H2ZM51 199V198H50ZM212 199V198H211ZM213 199H214V197H213ZM229 199V198H228ZM227 199V200H228ZM234 199H235V197H234ZM246 199V198H245ZM251 199L252 200H250V202L251 203H249V202H247V203H249V204H252V203H254V202H258V203H260V204H264V188H262V189H259V190H255L252 194H251ZM40 200H42V199H40ZM46 200V199H45ZM51 200V201H52ZM90 200V199H89ZM101 200V199H100ZM225 200V199H224ZM230 200H231V198H230ZM233 200V199H232ZM44 201V200H43ZM42 201V202H43ZM62 201V200H61ZM90 201H93V200H90ZM221 201H222V199H221ZM236 201V200H235ZM89 202V201H88ZM112 202H114V201H112ZM41 203V202H40ZM40 203H38L39 205H40ZM223 203H225V201H223ZM232 203V202H231ZM243 203H245V202H243ZM37 204V203H36ZM45 204V203H44ZM47 204H49V203H47ZM61 204V203H60ZM62 205H63V203H62ZM213 205H215V204H213ZM232 205V204H231ZM239 205V204H238ZM244 205V204H243ZM242 205V206H243ZM254 205V204H253ZM38 206V205H37ZM46 206V205H45ZM225 206V205H224ZM246 206V205H245ZM258 206V205H257ZM263 206V208H264V205H262ZM36 207V205L34 206V208ZM39 207V206H38ZM35 208V209H42V208ZM41 207V206H40ZM42 207H43V204H42ZM92 207V206H91ZM216 207V206H215ZM217 207H219V206H217ZM247 207V206H246ZM249 207V206H248ZM259 207V206H258ZM62 208V207H61ZM93 208V207H92ZM229 208V207H228ZM251 208H252V206H251ZM140 209V208H139ZM213 209V208H212ZM217 209V208H216ZM246 209V208H245ZM260 209V208H259ZM38 210V211H39ZM257 210V209H256ZM7 211H8V213H10V211H9V209H7ZM14 211V210H13ZM12 211V212H13ZM37 211V210H36ZM38 211H37V213H38ZM42 211V210H41ZM40 211V212H41ZM43 212V211H42ZM49 212V211H48ZM245 212H246V214L250 217V218H253V222H255V221H258L257 220V217H259V216H262L261 214H253L254 212H255V210H253V209H251L250 210V208H247L246 210H245ZM36 213V217L40 220V222H41V224L43 225H40L38 222H36V225H37V230H38V233H37V231H35L37 234L35 235V232L34 233H32L31 231H29V230H24L23 231V233H22V235L25 237V239H29V238H31L32 240H34L36 237H38L39 236V233L40 232H47L48 234V236H49V233H51L52 235L54 234V236L48 241L49 243H44V242H37V243H35V245H33V247H32V250L33 249H36V250H33L34 252L35 251H43V250H45V251H47V255H45L46 257H44V254H45V252H44V254H43V256H42V258H37V257H32V258H30L29 256V258H26V256H25V254L28 252V250H24V252H23V257H24V259L26 260V261H28L30 264H63V260H65L66 258H68L69 260H70V263H76V264H93V262L92 263H86V262H81V253L80 252H78V255H77V257H76V255L74 254V253H76V252H74L75 251V246H73V242L71 241V239L69 238V236L67 237V235H65V233H63V232H60V231H57L56 230V225H54L53 224V221L50 219V218H47V217H44L43 216V214L41 213V214H37ZM11 214V213H10ZM9 214V215H10ZM50 214V213H49ZM67 214H68V212H67ZM53 215V214H52ZM6 216V215H5ZM208 216V215H207ZM42 217V218H41ZM79 218V217H78ZM260 218V217H259ZM201 219V218H200ZM207 220V219H206ZM237 220H238V223H247L248 222V217L246 216V215H244V214H242V215H240L239 216V218H237ZM156 222V221H155ZM80 223H82V222H80ZM206 224V223H205ZM149 225V224H148ZM204 225V224H203ZM211 227V226H210ZM81 228V227H80ZM146 228V227H145ZM144 228V229H145ZM58 233H59V235H58ZM101 233V232H100ZM107 233V232H106ZM209 234V238H211V236H212V232H211V230H209V232H208ZM117 235V234H116ZM67 237V238H63V237ZM134 238V237H133ZM209 238H207V239H209ZM37 240V239H36ZM151 240V239H150ZM47 242V241H46ZM232 243V242H231ZM240 243H242L243 245H247L248 244V242H240ZM118 244V243H117ZM225 244H227V243H225ZM233 244V243H232ZM114 245V244H113ZM235 245V244H234ZM95 246V245H94ZM232 246V245H231ZM108 249V248H107ZM133 249V248H132ZM29 250L31 251V249L29 248ZM77 250V249H76ZM113 251V250H112ZM119 251V250H118ZM114 252V251H113ZM126 252V251H125ZM98 253V252H97ZM101 253V252H100ZM99 253V254H100ZM110 253V252H109ZM52 254V256H53V258L51 259V261H50V259H49V257H50V255ZM29 255H31V254H29ZM104 256V255H103ZM109 256V255H108ZM100 257H102L101 255H100ZM99 257V259H101ZM137 257V256H136ZM104 258V257H103ZM130 258V257H129ZM257 258H258V260H260L261 261V264H264V257H261V256H257ZM98 259V258H97ZM105 260V259H104ZM112 260V259H111ZM98 261V260H97ZM113 261H114V259H113ZM90 262V261H89ZM96 261H94V263H95ZM103 262V261H102ZM211 262H213V260L211 261ZM210 262V263H211ZM112 263V262H111ZM113 263H115V262H113ZM213 264V263H212ZM218 264V263H217Z\"/></svg>", "mask_w": 264, "mask_h": 264}]
</instances>
